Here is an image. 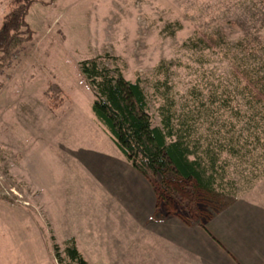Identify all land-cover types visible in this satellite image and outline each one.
<instances>
[{
    "label": "rangeland",
    "instance_id": "1",
    "mask_svg": "<svg viewBox=\"0 0 264 264\" xmlns=\"http://www.w3.org/2000/svg\"><path fill=\"white\" fill-rule=\"evenodd\" d=\"M26 19L34 44L0 70V264H57L69 238L90 264H264V173L236 176L222 208L189 181H150L93 116L79 69L99 56L138 79L159 125L158 81L178 108L223 88L232 62L264 72V0H37ZM203 33L243 39L236 62Z\"/></svg>",
    "mask_w": 264,
    "mask_h": 264
},
{
    "label": "trees",
    "instance_id": "2",
    "mask_svg": "<svg viewBox=\"0 0 264 264\" xmlns=\"http://www.w3.org/2000/svg\"><path fill=\"white\" fill-rule=\"evenodd\" d=\"M36 1L8 0L9 10L0 25V70L14 54L34 44L26 17ZM198 41L213 50L231 47L227 54L235 62L244 42L238 39L229 46L213 33H203ZM79 69L93 96V116L131 166L150 181L163 185L168 180L189 181L205 199L223 200L222 208L237 195L236 176L252 184L264 173L260 168L264 166V72H256L245 62H232L231 81L224 80L223 88L208 85L206 96L202 95L205 101L197 98L196 90L190 91V98L196 96L194 102L178 108L158 81L154 88L161 90L162 102L157 107L160 124L156 125L138 79H126L101 63L99 56L81 60ZM60 93L51 84L45 96L59 102ZM64 245L61 253L54 244L57 264H90L74 238Z\"/></svg>",
    "mask_w": 264,
    "mask_h": 264
}]
</instances>
